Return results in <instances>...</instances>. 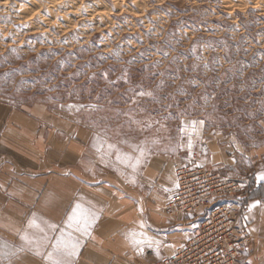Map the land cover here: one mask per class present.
Masks as SVG:
<instances>
[{
    "label": "rangeland",
    "instance_id": "1",
    "mask_svg": "<svg viewBox=\"0 0 264 264\" xmlns=\"http://www.w3.org/2000/svg\"><path fill=\"white\" fill-rule=\"evenodd\" d=\"M0 101L85 131V172L116 180L145 219L194 156L241 181L250 204L264 196V0H0ZM109 143L144 148L140 166ZM133 238L151 257L152 235ZM252 247L244 259L259 264Z\"/></svg>",
    "mask_w": 264,
    "mask_h": 264
},
{
    "label": "crops",
    "instance_id": "2",
    "mask_svg": "<svg viewBox=\"0 0 264 264\" xmlns=\"http://www.w3.org/2000/svg\"><path fill=\"white\" fill-rule=\"evenodd\" d=\"M88 140L85 131L50 125L46 119L17 112L0 101V240L21 246L25 242L20 235L25 232L33 240H40L42 233L27 227L33 214L60 224L71 205L79 202L94 207L97 220L89 235L80 238L81 248L74 264H155L174 255L188 238L181 241L180 233L190 236L196 225L182 227L183 215L167 216L164 210L168 197L162 213L156 211L145 219L133 207L132 198L118 195L116 180L96 181L88 175L85 172ZM175 182L176 171L166 186L174 187ZM261 194L257 193L251 200L244 224L253 237L255 259L264 264V196ZM142 219L146 225L141 224ZM169 221L172 228L162 229ZM133 233L152 235L153 239H149L152 245H144L148 252H153L151 257H145L142 245L134 244ZM39 250L44 253L51 251V247L41 243ZM11 264H47V261L40 255L25 252Z\"/></svg>",
    "mask_w": 264,
    "mask_h": 264
},
{
    "label": "built area",
    "instance_id": "3",
    "mask_svg": "<svg viewBox=\"0 0 264 264\" xmlns=\"http://www.w3.org/2000/svg\"><path fill=\"white\" fill-rule=\"evenodd\" d=\"M238 179L210 169L197 156L176 167L165 213L181 214L196 225L174 255L155 264H248L245 252L253 237L244 224L249 192Z\"/></svg>",
    "mask_w": 264,
    "mask_h": 264
},
{
    "label": "snow or ice",
    "instance_id": "4",
    "mask_svg": "<svg viewBox=\"0 0 264 264\" xmlns=\"http://www.w3.org/2000/svg\"><path fill=\"white\" fill-rule=\"evenodd\" d=\"M157 87L159 88L160 86L158 85ZM140 96L153 97V93L141 91ZM193 128H195V123H193ZM188 146L191 148L190 142ZM128 147L131 148L132 145L128 144ZM107 148L109 155L115 154L119 163L131 167L134 171L140 166L141 159L145 155V149L139 146L135 148V151L139 153L138 156L123 154L116 145L111 143L107 145ZM259 179L264 180V174ZM253 207H256V205H253ZM65 217L60 224H56L41 220L33 214L28 221L27 227L42 233L41 239L33 240L25 232L20 235V239L25 242L21 246L0 240V264H5V262L11 264L12 260L19 258L25 252L42 256V258L47 260V264H74V258L78 257L79 249L81 248L80 238L89 235V229L97 220V215L94 207H86L82 203L77 202L71 205V209L65 213ZM49 232H51V235H49ZM132 235L135 236V233ZM41 243H46L50 246L51 251L41 253L39 250ZM134 243L139 245L142 241L135 240ZM147 243L151 245L153 242L148 240Z\"/></svg>",
    "mask_w": 264,
    "mask_h": 264
}]
</instances>
